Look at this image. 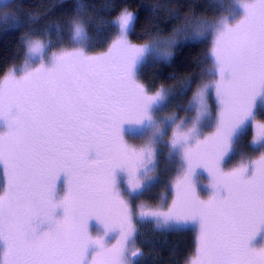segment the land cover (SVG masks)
Returning <instances> with one entry per match:
<instances>
[{
    "label": "snow or ice",
    "instance_id": "obj_1",
    "mask_svg": "<svg viewBox=\"0 0 264 264\" xmlns=\"http://www.w3.org/2000/svg\"><path fill=\"white\" fill-rule=\"evenodd\" d=\"M107 8L4 13L27 31L0 71V264H145L148 225L195 231L182 264H264V0L174 11L167 36ZM199 45L175 87L145 80Z\"/></svg>",
    "mask_w": 264,
    "mask_h": 264
},
{
    "label": "trees",
    "instance_id": "obj_2",
    "mask_svg": "<svg viewBox=\"0 0 264 264\" xmlns=\"http://www.w3.org/2000/svg\"><path fill=\"white\" fill-rule=\"evenodd\" d=\"M77 3L88 5L90 10H99V14L105 19L113 18L107 14L109 11L107 5L115 4L121 9L127 8L138 17L137 35H143L149 19L155 22V27L165 36L170 35L174 26L184 23L182 19L173 23L171 16L174 11H178L182 17L190 14V9L197 16L212 17V12L208 8L210 0H9L0 5V71L6 66L14 63L18 65L22 62L21 39L27 31V29H9L5 23V11L10 17L15 15L22 21L42 20L45 13L59 19L72 12ZM115 14L118 13L113 15ZM52 39L55 41L56 37L53 36ZM64 39L65 41L68 39L66 33ZM94 39H99L103 43L102 37H94ZM133 40L139 42L136 36H133ZM206 51L204 45L180 47L175 52L174 60L170 65L158 64L146 68L145 80L156 87L161 85L175 87L177 79L191 70L195 60H202ZM142 232L144 237L151 241L150 246L143 243L139 245L141 251L145 253V264H182L184 256L193 249L196 239L194 230L167 232L155 230L148 225L142 229Z\"/></svg>",
    "mask_w": 264,
    "mask_h": 264
},
{
    "label": "rangeland",
    "instance_id": "obj_3",
    "mask_svg": "<svg viewBox=\"0 0 264 264\" xmlns=\"http://www.w3.org/2000/svg\"><path fill=\"white\" fill-rule=\"evenodd\" d=\"M9 0H0V5L1 4H4L6 2H8ZM134 13V12H132ZM135 14V13H134ZM136 15V14H135ZM179 113V110L177 111ZM180 114V113H179ZM180 115H183V114H180ZM251 139V137H249V140ZM0 182H2V176H0ZM256 243H259V241H257Z\"/></svg>",
    "mask_w": 264,
    "mask_h": 264
}]
</instances>
